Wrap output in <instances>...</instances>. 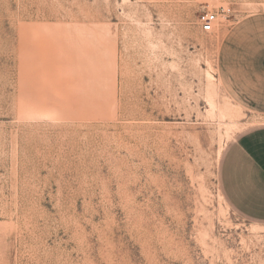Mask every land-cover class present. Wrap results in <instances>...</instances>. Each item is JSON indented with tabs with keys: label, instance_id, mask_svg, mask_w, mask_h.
Wrapping results in <instances>:
<instances>
[{
	"label": "rangeland",
	"instance_id": "374dc122",
	"mask_svg": "<svg viewBox=\"0 0 264 264\" xmlns=\"http://www.w3.org/2000/svg\"><path fill=\"white\" fill-rule=\"evenodd\" d=\"M254 17L264 0H0V264H264L220 181L264 125L221 79Z\"/></svg>",
	"mask_w": 264,
	"mask_h": 264
},
{
	"label": "crops",
	"instance_id": "0c3cea01",
	"mask_svg": "<svg viewBox=\"0 0 264 264\" xmlns=\"http://www.w3.org/2000/svg\"><path fill=\"white\" fill-rule=\"evenodd\" d=\"M245 33L230 34L221 79L248 111L264 116V17L247 21ZM221 189L243 217L264 222V125L240 134L228 147L220 168Z\"/></svg>",
	"mask_w": 264,
	"mask_h": 264
},
{
	"label": "built area",
	"instance_id": "2783aa9c",
	"mask_svg": "<svg viewBox=\"0 0 264 264\" xmlns=\"http://www.w3.org/2000/svg\"><path fill=\"white\" fill-rule=\"evenodd\" d=\"M221 12H223L224 14V10H222ZM216 20L217 15L215 13H205L204 15H202L199 19L202 31L206 33L210 32Z\"/></svg>",
	"mask_w": 264,
	"mask_h": 264
}]
</instances>
